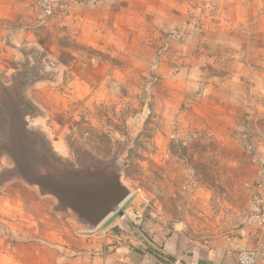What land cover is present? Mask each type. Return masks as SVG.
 <instances>
[{
    "label": "rangeland",
    "instance_id": "rangeland-1",
    "mask_svg": "<svg viewBox=\"0 0 264 264\" xmlns=\"http://www.w3.org/2000/svg\"><path fill=\"white\" fill-rule=\"evenodd\" d=\"M91 1L34 0L11 16L6 6L0 16L2 75L18 62L30 70L14 87L31 109L16 129L27 125L40 144L18 133L8 147L13 157L27 167L58 159L82 172L107 164L96 169L110 167L131 193L125 214L132 207L141 213L125 226L145 219L203 240L254 225L264 208V0ZM11 36L27 62L8 57L3 40ZM3 147L4 243L69 239L86 252L96 245L108 224L84 230L90 211L81 219L54 195L12 177ZM106 177L62 179L59 189L68 200L77 199L72 189L91 186L109 196L118 186L114 174Z\"/></svg>",
    "mask_w": 264,
    "mask_h": 264
},
{
    "label": "crops",
    "instance_id": "crops-1",
    "mask_svg": "<svg viewBox=\"0 0 264 264\" xmlns=\"http://www.w3.org/2000/svg\"><path fill=\"white\" fill-rule=\"evenodd\" d=\"M32 1L34 2V0H24V2L0 0V16L8 13L10 15L11 12L15 14L17 7L31 6ZM91 2L95 6H134L135 4L150 6L149 0H92ZM69 5L72 6L73 2L70 1L67 6ZM6 6H8L7 14ZM10 38L3 40L4 42L6 40L8 57L12 58L11 56L19 54L27 62L25 51L19 48L21 45L19 38L17 36ZM29 72L27 66L18 62L16 66H6L4 75L0 69V78L7 86H13L20 75ZM133 209L134 207L129 208L124 218L120 216L115 218L111 215L105 220L102 226L108 224V229L96 245L90 244L88 252L85 251L83 243L70 242L69 239L60 246L28 243L11 247L4 243L0 229V264H174L176 262L178 264H240L236 257L237 250L264 244V228L249 224H245L230 235L203 240L194 239L178 225L168 229L145 219L141 226H125L124 222L128 219L135 222L142 219L141 213ZM95 250L97 255L92 256L90 252ZM257 264H264V258H261Z\"/></svg>",
    "mask_w": 264,
    "mask_h": 264
},
{
    "label": "water",
    "instance_id": "water-1",
    "mask_svg": "<svg viewBox=\"0 0 264 264\" xmlns=\"http://www.w3.org/2000/svg\"><path fill=\"white\" fill-rule=\"evenodd\" d=\"M23 75H24L23 79L26 80V78L28 77V74L26 73ZM21 76L22 75H20L16 79L13 86H7L6 84H4V82L0 78V87L9 89V92H3V90H0V102L7 107L10 106L13 108L12 110L14 112L12 114L14 117L12 118H14V127H15L13 128L15 131V134L10 135L8 140L3 138L4 135L2 137L0 136V144L2 146L4 144V147L2 148L3 153L7 155L13 162V166L6 167L5 168L6 170L4 171H10L13 173L12 177L16 178L18 176L19 178H22V180L25 183L29 185H33V186H38L40 190L43 191L44 193L54 195L59 200L60 205L64 206L67 209L73 210L74 214H76L81 219H83V216H84L83 214L84 212H86V210L88 212L90 211V213L92 214V219H91L92 226L91 228H85L84 230H88V231L96 230L111 215L118 214V216L124 217L125 212L122 209V205L125 202H127L131 193L122 184L120 180V176L116 172L111 173L112 169L110 167L102 168L101 169L102 171L99 169H96L101 165H107V164H103V163L97 164V165L91 166L88 171L82 172L80 169H76L72 165L68 163H64L63 161L58 160V159H50V158L49 159H36L35 161H31V163L28 165L29 167H27L22 162L18 161L16 158L13 157L14 156L13 152L10 151L8 147L19 136L18 133H20V136L23 137V140L25 139L26 136L28 138L34 137V139L37 142V146L38 147L40 146L39 138L34 136V133L30 129H27V125H25L26 129L21 132L18 127L16 129L17 121L24 120V118L30 115V110H31L29 103L25 102L22 98V95L17 94L14 89L15 85L17 84L18 79ZM9 98H10V101H9ZM21 104H24L26 107L25 114H24L25 116L23 118H22L23 111L21 109L16 110V107H18ZM18 113L20 114L19 117H17ZM3 121L4 120L2 119V116L0 115V127H1V122L3 123ZM1 129L3 128H0V130ZM53 161L58 163L60 166H54L51 163ZM38 162L39 163L42 162L43 166H41V168L31 170L28 173V179H25L23 175L19 173V169L23 170L24 168V171L27 172L29 168H31L32 165H36L38 164ZM103 169H106V170L103 171ZM109 174H114L115 176L114 183L116 184V186H118L117 189H114V191L109 196L103 195L102 197L99 194H95L94 191L96 187L91 186V189H88L86 187H83L77 190L72 189L77 192V199L68 200L67 197L62 195V192L59 189V187L62 184L63 185L65 184V182H61L62 179H74L76 181L81 180L83 182H87V184H91V183L93 184L95 183L96 180L97 181L104 180L105 178H107L106 176H108ZM56 185H59V186H56ZM103 189L104 188H100L98 190H103ZM86 200L92 201L89 208H87L88 204L85 205V203H88V202H85Z\"/></svg>",
    "mask_w": 264,
    "mask_h": 264
},
{
    "label": "trees",
    "instance_id": "trees-1",
    "mask_svg": "<svg viewBox=\"0 0 264 264\" xmlns=\"http://www.w3.org/2000/svg\"><path fill=\"white\" fill-rule=\"evenodd\" d=\"M0 90H3V92H9V89L7 88H3V87H0ZM13 108L12 107H7L5 105H3L1 102H0V115L2 116V119L4 120L3 123L1 122V127L0 128H3L0 130V136L2 137L4 135L3 138H5L6 140H8L9 136L10 135H14L15 134V131L13 128L14 127V117L13 116ZM18 109H21L23 112V115H22V118L25 116V110H26V107L24 104H21L19 105L18 107H16V110ZM17 162V161H16ZM54 166H60L58 163H56L55 161L51 162ZM41 166H43V163H39L36 164V165H32L31 168H29V170L27 172L24 171V168L23 170L19 169V173L21 175H23V177L25 179H28V173L33 170V169H38V168H41Z\"/></svg>",
    "mask_w": 264,
    "mask_h": 264
},
{
    "label": "built area",
    "instance_id": "built-area-1",
    "mask_svg": "<svg viewBox=\"0 0 264 264\" xmlns=\"http://www.w3.org/2000/svg\"><path fill=\"white\" fill-rule=\"evenodd\" d=\"M252 219L255 226L264 228V208L255 214ZM236 257L240 264H257L261 258H264V244L257 247L240 248L236 252ZM174 264H178V262Z\"/></svg>",
    "mask_w": 264,
    "mask_h": 264
}]
</instances>
